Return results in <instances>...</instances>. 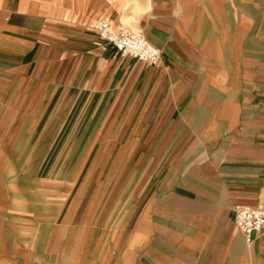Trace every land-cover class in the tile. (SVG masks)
<instances>
[{"label": "crops", "instance_id": "obj_1", "mask_svg": "<svg viewBox=\"0 0 264 264\" xmlns=\"http://www.w3.org/2000/svg\"><path fill=\"white\" fill-rule=\"evenodd\" d=\"M263 200L264 0H0V264H264Z\"/></svg>", "mask_w": 264, "mask_h": 264}, {"label": "built area", "instance_id": "obj_2", "mask_svg": "<svg viewBox=\"0 0 264 264\" xmlns=\"http://www.w3.org/2000/svg\"><path fill=\"white\" fill-rule=\"evenodd\" d=\"M98 36L113 46L122 56L131 57L144 63H154L161 51L139 33L123 28L115 30L107 21H100L94 28ZM235 222L247 238L264 229V200L257 206H239L235 210Z\"/></svg>", "mask_w": 264, "mask_h": 264}]
</instances>
